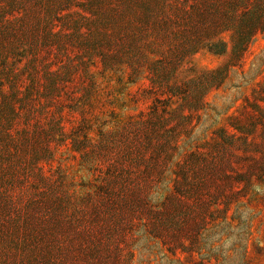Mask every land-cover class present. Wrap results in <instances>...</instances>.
Masks as SVG:
<instances>
[{
  "label": "rangeland",
  "instance_id": "374dc122",
  "mask_svg": "<svg viewBox=\"0 0 264 264\" xmlns=\"http://www.w3.org/2000/svg\"><path fill=\"white\" fill-rule=\"evenodd\" d=\"M0 264H264V0H0Z\"/></svg>",
  "mask_w": 264,
  "mask_h": 264
}]
</instances>
